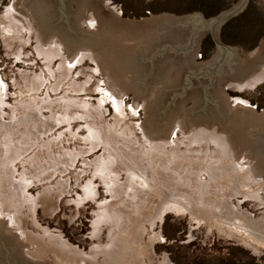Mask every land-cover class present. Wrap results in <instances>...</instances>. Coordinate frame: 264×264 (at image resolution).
Listing matches in <instances>:
<instances>
[{"label":"water","instance_id":"water-1","mask_svg":"<svg viewBox=\"0 0 264 264\" xmlns=\"http://www.w3.org/2000/svg\"><path fill=\"white\" fill-rule=\"evenodd\" d=\"M177 212L264 255V0H0V264H175Z\"/></svg>","mask_w":264,"mask_h":264},{"label":"rangeland","instance_id":"rangeland-1","mask_svg":"<svg viewBox=\"0 0 264 264\" xmlns=\"http://www.w3.org/2000/svg\"><path fill=\"white\" fill-rule=\"evenodd\" d=\"M239 0H111L112 8L121 7L126 18L192 13L207 16L231 7ZM211 6L210 10L203 8ZM199 4V5H198ZM211 4V5H210ZM193 212L179 217L166 215L164 243L158 241V253L168 254L175 264H264V255L221 238L219 227L212 226L207 238V224L195 229L197 241L190 239ZM264 248V246H263Z\"/></svg>","mask_w":264,"mask_h":264},{"label":"trees","instance_id":"trees-1","mask_svg":"<svg viewBox=\"0 0 264 264\" xmlns=\"http://www.w3.org/2000/svg\"><path fill=\"white\" fill-rule=\"evenodd\" d=\"M199 5V4H198ZM201 5H202V7L203 8H205V9H207V11H209L210 9L209 8H211V6H205V5H203L202 3H201ZM211 5V4H210ZM209 7V8H208Z\"/></svg>","mask_w":264,"mask_h":264}]
</instances>
